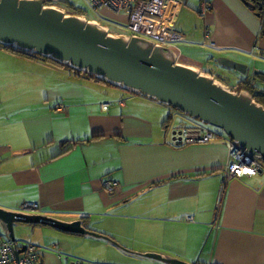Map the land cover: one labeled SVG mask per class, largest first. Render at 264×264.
I'll list each match as a JSON object with an SVG mask.
<instances>
[{"label": "crops", "instance_id": "0c3cea01", "mask_svg": "<svg viewBox=\"0 0 264 264\" xmlns=\"http://www.w3.org/2000/svg\"><path fill=\"white\" fill-rule=\"evenodd\" d=\"M262 1L258 11L241 0H179L177 61L216 79L213 68H225L231 90L254 77L264 92ZM52 5L126 34L124 13L95 15L88 0ZM0 52L12 70L0 76V207L20 211L35 203L38 210L25 211L81 219L110 238L14 225L15 241L34 245L42 264H163L145 253L194 264H264V169L225 180L229 138L174 144L176 129L195 126H171L169 106ZM0 237L10 239L1 226Z\"/></svg>", "mask_w": 264, "mask_h": 264}, {"label": "water", "instance_id": "95a60500", "mask_svg": "<svg viewBox=\"0 0 264 264\" xmlns=\"http://www.w3.org/2000/svg\"><path fill=\"white\" fill-rule=\"evenodd\" d=\"M58 1L0 0V44L67 64L221 129L264 164V106L252 94L231 90L212 75L179 63L168 47L136 35H114L95 21L66 14L52 5ZM241 1L254 10L263 8L261 0ZM234 66L240 70V64ZM16 224H40L110 240L85 227L81 219L68 222L0 207V226L12 240ZM142 255L163 264H194L154 253Z\"/></svg>", "mask_w": 264, "mask_h": 264}, {"label": "built area", "instance_id": "2783aa9c", "mask_svg": "<svg viewBox=\"0 0 264 264\" xmlns=\"http://www.w3.org/2000/svg\"><path fill=\"white\" fill-rule=\"evenodd\" d=\"M91 11L98 15L102 9L114 13H124L128 20L125 23V35H136L148 39L155 44L172 48L181 41L182 37L174 30V22L179 0H88ZM208 4L203 1L202 10ZM106 108V105H102ZM216 134L204 127H184L172 133L174 144L207 143ZM230 155L225 169V180L241 175L251 176L261 167L260 161L253 157L237 143L229 141ZM106 186L110 189L109 183ZM24 210H38L35 203H27ZM188 221L191 217L186 218ZM0 264H42L36 247L30 243L18 244L15 240L0 237ZM73 264H84L76 260Z\"/></svg>", "mask_w": 264, "mask_h": 264}, {"label": "rangeland", "instance_id": "374dc122", "mask_svg": "<svg viewBox=\"0 0 264 264\" xmlns=\"http://www.w3.org/2000/svg\"><path fill=\"white\" fill-rule=\"evenodd\" d=\"M89 17H91V13L88 15ZM171 50L176 54L178 51H177V48H175V47H172L171 48ZM4 51V50H3ZM2 54L3 53H1L0 52V76L2 75H5V76H10V72L12 71L10 68H11V63L8 61V60H6L5 58H4V56H2ZM41 60V59H40ZM42 61V60H41ZM214 67V66H213ZM205 69H209V68H205ZM213 70H214V73L217 75V76H219V78H221V82L224 84V86H227V87H229L230 88V86L231 85H229V84H232V81H231V79H232V77L231 76H229V75H227V71L228 70H226L225 68H223V67H220V66H218V65H216L214 68H213ZM27 71H29V72H31V71H35V69H28ZM65 72L67 73V74H69V72H74V73H78V74H80L81 73V71H79V70H76V69H68V68H65ZM82 73H84V72H82ZM85 75H87L86 73H85ZM239 75L241 76V75H243V74H238V73H236L235 74V76H234V78L235 77H239ZM228 76V77H227ZM225 78H228V79H225ZM236 79V78H235ZM218 80V79H217ZM236 81V80H235ZM226 84V85H225ZM262 88H264V87H262ZM127 92H131L130 90H128ZM138 95V97H141V96H139V94H137L136 93V96ZM0 97H1V99H3V97H4V94L3 93H1L0 92ZM4 106V105H3ZM2 107V105L0 106V108ZM7 109V108H6ZM6 109L4 108V111H6ZM170 111H172V113H171V117H172V124H171V126H173V124H176V126H183V125H193V126H201V127H204V128H207V129H209V130H211V131H213L215 134H216V137H218V136H221V137H227V136H225V134L223 133V131L221 130V129H218V128H216V127H213V126H211V125H208V124H204V123H201V122H199V121H197V120H192V119H189V118H187L186 120H183V119H179L180 117H182L181 116V114H179L175 109H173V108H171V107H169L168 108ZM11 112V111H10ZM228 138V137H227ZM262 165V167H263V169H264V164L262 163L261 164Z\"/></svg>", "mask_w": 264, "mask_h": 264}, {"label": "trees", "instance_id": "16d2710c", "mask_svg": "<svg viewBox=\"0 0 264 264\" xmlns=\"http://www.w3.org/2000/svg\"><path fill=\"white\" fill-rule=\"evenodd\" d=\"M262 3H263V1H262ZM77 13H74V14H77ZM260 14H261L262 21L264 24V14L262 12ZM0 49H3L5 51L11 52V53H15L17 55H20V56H23V57H26L29 59H39V60L41 59L42 61L51 63L52 65H55V66L66 67V68L72 69L67 64L52 61V60L48 59L47 57L38 56L33 51L20 50L14 46H5V45H1V44H0ZM259 75H261V74H256V76H259ZM87 76L92 78V79H95V80L103 81L101 79H97L93 76H90L89 74H87ZM218 80L222 81L221 78H219V77H218ZM254 80H257V79H254V77H252V79H248V80H245L242 82L239 81L237 83V88L235 90L236 91L249 92L250 94H252L253 98L257 102L261 103L264 106V92L259 89L258 85L256 83H254ZM258 80H259V82H264V75L262 74V77H260V79H258ZM104 82H106V81H104ZM184 127H192V126H184Z\"/></svg>", "mask_w": 264, "mask_h": 264}]
</instances>
